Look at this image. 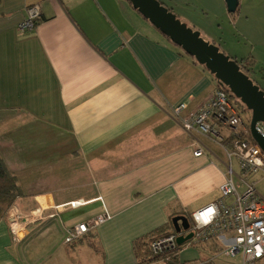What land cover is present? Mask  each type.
Instances as JSON below:
<instances>
[{"label":"crops","instance_id":"crops-1","mask_svg":"<svg viewBox=\"0 0 264 264\" xmlns=\"http://www.w3.org/2000/svg\"><path fill=\"white\" fill-rule=\"evenodd\" d=\"M210 2L201 5L212 14ZM216 2L212 30L199 25L208 40L221 47L206 32L222 22L264 44V0H239L235 16ZM34 4L38 25L20 33ZM217 87L126 0H0V155L23 193L14 207L56 214L25 225L21 240L0 220V264H139L152 240L186 237L173 219L191 223L218 201L227 177L231 134L222 130V144L182 127ZM80 200L87 204L64 207ZM105 213L108 220L65 244L68 229ZM212 241L224 248L204 243ZM187 242L180 264L197 258Z\"/></svg>","mask_w":264,"mask_h":264},{"label":"built area","instance_id":"built-area-1","mask_svg":"<svg viewBox=\"0 0 264 264\" xmlns=\"http://www.w3.org/2000/svg\"><path fill=\"white\" fill-rule=\"evenodd\" d=\"M40 18V4L30 6L27 9L26 19L18 26L19 32L33 31ZM237 107L231 94L226 89L217 87L213 94L182 121V127L186 132L196 131L222 144L227 142L222 130L225 129L231 134L230 146L227 150L229 166L226 180L220 186V198L216 203L192 215L188 232H192L193 237L188 242L192 246L210 240H219L224 246L221 252L223 256L234 258L240 255L242 264H259L264 259V199L256 189V182L247 180V177L259 174L264 177V150L254 139L252 141L249 139L252 136L250 125L246 124ZM185 108V104L175 108V115L179 116ZM257 130L264 139V126L261 123L257 124ZM194 155L201 157L204 154L199 149ZM233 160L238 162L240 175H237L233 169ZM236 176L240 185L234 182ZM241 187L243 191H240ZM86 204L87 202L80 200L70 202L64 207L75 209ZM8 214L11 231L16 240L20 238L18 228L35 222L32 221L35 217L30 219L27 215L26 218L29 219L22 223L23 214L16 207H12ZM34 214L39 220L44 218L39 210ZM108 219L109 215L105 213L94 220L68 229L65 244L76 242ZM177 238V234H169L152 240L149 244L151 255L167 257L168 254L179 249ZM212 262L213 259L181 264H212Z\"/></svg>","mask_w":264,"mask_h":264},{"label":"water","instance_id":"water-1","mask_svg":"<svg viewBox=\"0 0 264 264\" xmlns=\"http://www.w3.org/2000/svg\"><path fill=\"white\" fill-rule=\"evenodd\" d=\"M127 1L159 32L214 75L220 85L227 87L236 98L240 99L251 112L252 137L264 150V139L257 130V124L261 123L264 126V91L241 70L236 61L221 52L217 45L206 42L200 32L182 23L158 0ZM225 3L230 14L238 10L239 0H225ZM173 225L178 234H181L182 230H190V221L184 216L175 217ZM192 237V232L186 237L179 236L177 243L183 245Z\"/></svg>","mask_w":264,"mask_h":264},{"label":"rangeland","instance_id":"rangeland-1","mask_svg":"<svg viewBox=\"0 0 264 264\" xmlns=\"http://www.w3.org/2000/svg\"><path fill=\"white\" fill-rule=\"evenodd\" d=\"M160 3L164 4L165 7L168 8L172 7L174 8V10L172 8H168V9H172L173 13L177 16V18L182 21V23H185L188 25V27L192 28L195 31L200 32V26H212L211 22L214 19V13H218L219 11V7L220 5H218V3L216 2V0H210V9L212 11V14H209L205 8H203V6L201 5L203 3V0H158ZM209 2V1H208ZM168 5V6H167ZM209 5V6H210ZM209 9V11H210ZM208 15V16H206ZM184 17V18H182ZM204 17L208 18V19H203ZM224 18V17H223ZM212 19V20H211ZM209 20V21H208ZM222 20V18H221ZM190 23V24H189ZM208 23V24H207ZM222 25L220 28H214L215 31H217L216 33L212 32H206V33H210L211 35H218V43L219 45H221V47H219L220 51L223 52L224 54H226L227 56H229L232 59H236L238 61L240 60H244V65L247 66V70H248V76L250 77L251 80L254 81V83L256 85H258L260 87L261 90L264 91V44L261 43H257V42H251L246 36H248L242 32H239V30L235 29V27H231L228 23H222L220 22ZM198 25V26H197ZM210 30H212V28L210 27ZM201 36L202 38L208 42V43H213L211 42V40H208V36L202 32ZM208 34V35H210ZM210 35V36H211ZM231 53H235V56H230ZM231 96H233V101L234 104L236 106H238V110L240 111L241 115L243 116L245 122L247 125H250V119H251V112L247 110V108L241 103L240 99L236 98L232 93ZM239 101V104H237L236 102ZM245 107V109H243ZM251 141L253 140V137L251 136L249 138ZM252 180L257 182L256 184V189L258 191V193L261 195V197L264 199V177L259 174V175H255V176H249L247 177V180ZM14 207V205L12 206ZM11 207V208H12ZM10 208V209H11ZM10 209L8 210V212L6 213V215L4 217L8 218V213L10 211ZM39 211H41V216H43L45 219L51 217V215H54V217L56 216V214H49L47 209H43L42 207L37 208ZM35 209L29 213H22L23 214V218L21 220V222L23 223L24 221L26 222L29 218L31 219V217H35L33 218L31 224H36L38 222V219L36 216H34L36 212H38V210ZM37 210V211H36ZM34 215H33V214ZM31 214V215H30ZM29 215L28 219L26 218V216ZM43 218V219H44ZM40 221V220H39ZM10 225V229H11V224L9 222ZM28 226V225H27ZM26 226L25 227H20L18 228L19 230V236L20 238L18 240H21L23 234L26 231ZM12 232V231H11ZM13 234V233H12ZM15 239V238H14ZM65 242V238L63 240ZM214 247H210V244H206V243H201L199 245H192L191 247H189V254H196L197 258L193 260V263H199L202 261H206V260H211L213 258H215L214 262L212 264H242V257L240 255H237L234 258H226L224 257L221 252H222V247L221 244L217 243V242H213ZM216 244V246H215ZM218 245V246H217ZM188 254L184 253V256H187ZM140 262H142L145 258L144 257H140ZM149 264H165L164 261H158V262H154V263H149ZM259 264H264V259L262 261L259 262Z\"/></svg>","mask_w":264,"mask_h":264},{"label":"trees","instance_id":"trees-1","mask_svg":"<svg viewBox=\"0 0 264 264\" xmlns=\"http://www.w3.org/2000/svg\"><path fill=\"white\" fill-rule=\"evenodd\" d=\"M128 3L131 5L130 2H128ZM162 5H164V4H162ZM168 10L173 13L172 9H168ZM237 12H235V13H233L231 15L232 16H235L237 14ZM163 36H165V35H163ZM165 38L169 42H171V40L168 37L165 36ZM172 44L174 46H176L174 43H172ZM176 47H178V46H176ZM191 58H193V57H191ZM233 60L236 61L239 64L241 70L246 75H248V73H247L248 72L247 66L244 65L245 64L244 63V60H240V61H238L236 59H233ZM195 62L197 63L196 60H195ZM218 87H222V88L226 89V91H228V93L231 94V91L227 87H224V86L220 85L219 82H218ZM236 103L239 104V101H237ZM245 107L243 109H245ZM22 195H23V193H22V191L20 189V186L18 185L17 177L9 171V169H8L5 161L3 160V158L0 155V220H2L4 218V216L6 215V213L8 212V210L15 204V202L20 197H22ZM140 244H141L140 241H138V242L135 243L136 249L139 248L138 246ZM179 251H180V249H177L176 251L168 254L167 257H152L150 255V253L149 254L147 253V256L145 257V259L142 262H140L139 264H149V263H154V262H158V261H164L165 264H180V258H179V255H178L179 254Z\"/></svg>","mask_w":264,"mask_h":264}]
</instances>
